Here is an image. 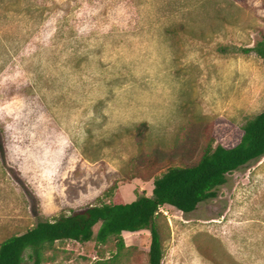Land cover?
<instances>
[{"label":"rangeland","instance_id":"rangeland-1","mask_svg":"<svg viewBox=\"0 0 264 264\" xmlns=\"http://www.w3.org/2000/svg\"><path fill=\"white\" fill-rule=\"evenodd\" d=\"M262 34L264 0H0V242L235 145L264 109V60L242 52ZM226 178L158 209L161 264H264V157ZM121 238L44 264H146L149 233Z\"/></svg>","mask_w":264,"mask_h":264},{"label":"trees","instance_id":"trees-1","mask_svg":"<svg viewBox=\"0 0 264 264\" xmlns=\"http://www.w3.org/2000/svg\"><path fill=\"white\" fill-rule=\"evenodd\" d=\"M242 52H253L264 60V34L252 48ZM143 128H146L145 123L139 124L137 130ZM261 157H264V109L245 120L235 145L225 147L209 143L196 162L167 167L152 180L149 196L139 195L128 203L116 200L89 205L80 211L60 214L51 221H37L25 232L2 240L0 264H44L47 253L55 249V243L65 240L100 245L113 241L117 255L124 249L121 233L138 231H147L150 236L146 264H161L158 209L168 205L183 214L194 211L198 203L216 197L217 189L227 181V174ZM133 164L135 162L130 165L134 169L136 165Z\"/></svg>","mask_w":264,"mask_h":264}]
</instances>
